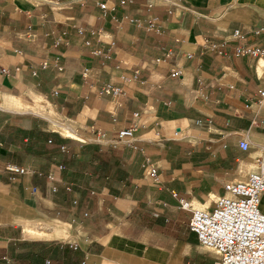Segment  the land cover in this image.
I'll use <instances>...</instances> for the list:
<instances>
[{
    "label": "crops",
    "instance_id": "0c3cea01",
    "mask_svg": "<svg viewBox=\"0 0 264 264\" xmlns=\"http://www.w3.org/2000/svg\"><path fill=\"white\" fill-rule=\"evenodd\" d=\"M241 47L264 48V0H0V264L59 244L81 264H215L181 200L212 209L264 158V56ZM86 145L125 173L75 180L76 167L59 168L63 148ZM35 216L72 238H25Z\"/></svg>",
    "mask_w": 264,
    "mask_h": 264
},
{
    "label": "built area",
    "instance_id": "2783aa9c",
    "mask_svg": "<svg viewBox=\"0 0 264 264\" xmlns=\"http://www.w3.org/2000/svg\"><path fill=\"white\" fill-rule=\"evenodd\" d=\"M100 6L104 10L107 9L106 4ZM78 31L84 32L83 29ZM234 36L240 37V32L236 31ZM62 40V37L58 38V41ZM94 54H103L100 47ZM238 54L260 58L264 56V48L241 47L238 48ZM178 75V71L172 72V76ZM104 91L114 94L121 92L111 86L104 88ZM259 96L261 103L264 100V86L259 90ZM134 131L132 127L120 130L114 145H121L126 139L132 138ZM240 148L248 151L249 142L246 139L241 140ZM7 170L19 174L29 171L36 173L34 170L17 166H8ZM155 173L154 168L149 171L151 175ZM38 174L43 175L41 172ZM46 177L51 183L56 180L53 173L47 174ZM66 189L71 191L72 185L67 184ZM224 189L225 194L215 200L212 209L193 208L191 202L181 200V207L192 212L190 230L197 235L200 245L216 252L215 264H264V213L260 208L264 194V158L258 160L257 171L251 172L245 180L226 183ZM74 204H77V200Z\"/></svg>",
    "mask_w": 264,
    "mask_h": 264
},
{
    "label": "trees",
    "instance_id": "16d2710c",
    "mask_svg": "<svg viewBox=\"0 0 264 264\" xmlns=\"http://www.w3.org/2000/svg\"><path fill=\"white\" fill-rule=\"evenodd\" d=\"M65 157L63 159L64 171L69 166L76 167V172H73L75 180L82 179L83 175L88 174V170H92V175H110L115 174L117 176L125 173L124 167L121 164V160L114 152H104L99 147L94 145H86L80 149L79 153L74 150L65 153L61 150ZM81 155L82 160H79L77 156ZM75 173V174H74ZM51 248H42L38 253L32 251H26L21 257L22 263L25 264H46L45 260L50 257L53 263L50 264H81L78 256V248H73L70 245H56Z\"/></svg>",
    "mask_w": 264,
    "mask_h": 264
},
{
    "label": "bare ground",
    "instance_id": "6f19581e",
    "mask_svg": "<svg viewBox=\"0 0 264 264\" xmlns=\"http://www.w3.org/2000/svg\"><path fill=\"white\" fill-rule=\"evenodd\" d=\"M51 121V128L55 131H60L64 136L72 138H81L68 126L57 123L51 119L50 115H46ZM31 226L24 228L25 238L45 237L56 238L58 240L67 241L72 238L68 226L56 220L41 218L39 216L31 217ZM37 239V238H36Z\"/></svg>",
    "mask_w": 264,
    "mask_h": 264
},
{
    "label": "rangeland",
    "instance_id": "374dc122",
    "mask_svg": "<svg viewBox=\"0 0 264 264\" xmlns=\"http://www.w3.org/2000/svg\"><path fill=\"white\" fill-rule=\"evenodd\" d=\"M78 141L77 140H72V142L71 143H73L74 145H76V144H78L77 143ZM57 208V207H56ZM57 210L58 211H61V208H57ZM87 217V215H84V218H86ZM214 251V250H213ZM49 260L51 261V258H49Z\"/></svg>",
    "mask_w": 264,
    "mask_h": 264
}]
</instances>
